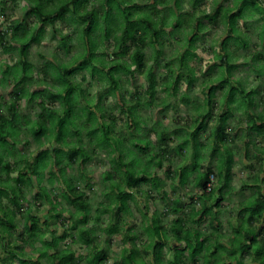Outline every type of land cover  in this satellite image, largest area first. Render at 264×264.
Returning a JSON list of instances; mask_svg holds the SVG:
<instances>
[{
	"label": "clouds",
	"instance_id": "9594fccd",
	"mask_svg": "<svg viewBox=\"0 0 264 264\" xmlns=\"http://www.w3.org/2000/svg\"><path fill=\"white\" fill-rule=\"evenodd\" d=\"M0 264H264V0H0Z\"/></svg>",
	"mask_w": 264,
	"mask_h": 264
}]
</instances>
